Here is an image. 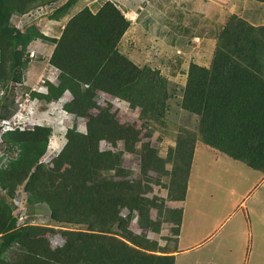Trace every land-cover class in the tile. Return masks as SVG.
Listing matches in <instances>:
<instances>
[{
	"label": "trees",
	"instance_id": "1",
	"mask_svg": "<svg viewBox=\"0 0 264 264\" xmlns=\"http://www.w3.org/2000/svg\"><path fill=\"white\" fill-rule=\"evenodd\" d=\"M60 1L0 0V83L12 79L18 63L11 54L13 66L7 72L6 51L16 47L13 39L4 40L1 35L6 20ZM76 1L66 6L63 15L52 18L68 14ZM130 25L114 3L107 1L96 14L84 8L73 16L58 39L35 29L28 33L24 47L34 40L55 46L50 64L60 71L58 86L48 83L46 95L33 92L31 97L50 103L69 90L73 99L63 109L76 119H87V132L78 131L76 125L67 130L66 144L52 159V170L41 161L52 127L38 125L32 130L6 133L19 154L7 169L0 170V183L10 197L24 185L28 202L46 204L53 222L87 229L64 230L63 245L51 249L48 237L54 228H17L12 208L0 198V264H176L183 210H166L165 201L157 204L159 198L147 197L152 190L149 172L171 176L169 200L184 201L196 144L201 142L264 173V24L256 26L232 15L218 36L211 65L190 63L182 96H173L169 81L159 71L138 67L121 53L119 44ZM27 65L19 64L24 74ZM102 92L139 109L144 125H165L172 115L170 105L178 100L179 109L198 118L197 131H185L175 149L170 148L167 158L162 159L150 142L138 149L140 130L129 123L120 124L111 108L91 113L99 108L97 98ZM100 141L115 150H100ZM119 141H123L124 150L117 149ZM125 153L140 157V179L126 178ZM173 154L181 163L169 171L166 164L174 161ZM66 166L69 169L64 173ZM50 175L57 182H52ZM124 209L128 210L126 216H122ZM152 209L158 211V219L164 217L174 224L172 252L159 251L157 242L129 229L132 214L137 212L141 229L159 233L162 222L152 219ZM11 249L20 251L18 260L4 259Z\"/></svg>",
	"mask_w": 264,
	"mask_h": 264
},
{
	"label": "rangeland",
	"instance_id": "2",
	"mask_svg": "<svg viewBox=\"0 0 264 264\" xmlns=\"http://www.w3.org/2000/svg\"><path fill=\"white\" fill-rule=\"evenodd\" d=\"M72 1H60L55 11L53 8L45 6V9L38 8L24 16L12 15L10 19L6 20L5 28L2 30L1 35L4 40L13 39L16 47L15 51L10 48L6 51L4 61L7 72H9V67L13 63L11 54H15L14 57L18 63L12 71V79L0 83V152L4 155L0 159V170L7 169L9 164L19 154L18 148L11 145L5 136L6 133L11 132H7L10 127V121H15L17 125L23 124L26 128H34L38 125L52 127L53 133L48 150L41 159L44 165L50 166V170H52L54 164L53 161V163H49L50 160H55L66 144L65 135L67 130L76 125L78 131L87 132L85 127L87 119L83 118L79 121L65 113L63 110L65 104L60 103L59 100L51 105H47L42 101L39 103L36 115L46 111L45 119L33 121L34 112H29L31 110L29 101L33 98L29 96H32V93L36 92L34 90H38L39 86H43L47 78L41 74V71L45 68L43 67L45 63L42 64V62L45 59L47 60L54 50L53 46L45 43V45L47 44V50L42 40L29 41L24 47V41L30 30H39L45 36L59 38L64 30L63 27L69 21V16L88 7L96 11L105 2V0H77L74 4V9L71 8L68 14H64L65 16L59 19L60 22L51 20L52 16L58 15L59 17L63 15L67 11L66 6ZM146 1L144 3H134V6H136L134 8H137V12L143 14L138 16L135 27L131 28L126 34L120 49L121 53L132 62L134 61L140 65L141 68L145 66L153 69L162 68L164 75H169L171 68L169 65L164 66L163 62L170 64L171 54L180 56V52H177L176 48L184 49L183 52L188 54V58H195L200 63H209L208 59L211 58L210 54L214 46L216 48L219 36L218 27H214V31L205 35L207 30L204 32V28L209 26L205 25L201 27L203 29H199L200 35L208 38L205 51L202 50L203 45L191 43L194 36H191V40L187 39L188 46L184 42L182 45L176 44L172 42L174 40L172 35L170 37L162 36L166 34L165 26L169 28L166 15L172 16L175 13H182L184 18L182 20L186 24L187 21L193 24L199 17L200 20L210 18L211 21L220 25L225 22V19H229L234 14L249 22L252 21L256 25L264 24V3L256 0H199L200 3L204 4L201 7L206 11L207 19L205 16L201 17L197 14L201 13L200 8L194 11L195 2L190 4L189 9L186 10L184 9V3L181 7V3L176 6L174 2L171 6V0L168 3L166 1L165 4L161 1L159 7L158 5L156 6L158 9L156 8L155 12L152 10L151 14V12L147 11L149 5H152L150 3L151 0ZM220 11L221 14H218ZM152 15L156 16L152 17ZM149 17L151 21L146 19ZM156 17H158L157 20ZM191 18L192 20H190ZM174 21L178 20L174 19ZM207 21L211 22L210 20ZM151 23H154V26H151ZM178 29L185 32L187 27L179 26ZM163 39L167 40L164 41ZM178 39L181 42V38ZM170 45L173 46L172 52L170 51ZM159 49H166V51L162 53ZM33 51L37 53L36 57L31 59ZM37 54H39L38 57ZM183 61L188 62V59L184 58ZM20 63L25 64V66L28 64L26 69L28 73L27 71L25 74L22 73V69L19 67ZM177 64L182 65L179 62ZM184 65H187V63ZM171 80L178 83L171 85L173 96H182V91L187 81L186 77L180 76L171 78ZM98 99L99 108L92 110V114H99L102 110L111 108L112 113L115 114L120 124L129 123L137 130H140L141 142L137 144V148L140 149L143 144L150 142L152 147L158 150V155L162 159L167 158L170 148L175 149L179 136H183L185 131L196 132L198 128V118L179 109L178 100H175L170 105L172 115L166 119L165 125L154 123L144 125V121L140 118V110L133 109L129 103L109 96L99 97ZM16 116L20 117L17 118ZM59 117L62 118L60 122L58 121ZM4 124L9 125L5 126ZM57 139L63 142L62 146L58 147L55 144ZM97 146L102 151L115 150L106 141L98 142ZM117 149L124 150L123 141L117 143ZM199 149L193 160L187 198L181 206L183 220L176 264H264V224L256 220V207L259 206V210L264 211V173L249 168L244 163L235 161L227 155H220L217 151L205 152L206 148L203 147H199ZM173 158V164H166V169L169 171L173 170L175 164L181 163L175 154H173ZM140 162L141 159L138 155L124 154L123 168L129 173L126 175L127 179L138 180L142 177ZM68 169L69 167L66 166L63 172L66 173ZM149 176L152 178V190L147 194V197H157L159 198L157 204H163L165 201L164 208L173 210L171 209V202H168L170 201L168 196L172 186V177L158 176L153 171L149 172ZM116 179L121 180L123 178L116 177ZM50 180L57 182V179L52 175H50ZM28 197L29 195L25 191L24 185L16 190L14 197H10L9 190H4L0 183V198L4 200L8 207L12 208L14 218L19 212L18 205L15 203V199H18V201H21V206L25 209L26 215L29 216V222H31L32 226L54 228V232L48 237L51 249H55L65 242L61 233L64 230L86 231V226L60 225L53 222L48 206L43 203L38 205L31 204L28 202ZM127 214L128 210L124 209L122 216ZM151 217L153 220L162 222L159 233H153L146 229L140 230L137 212L132 214V223L130 222L129 229L136 235L145 236L147 239L157 242L159 251H174L176 238L172 234L174 224L165 221L164 217L158 219V211L156 209L151 210ZM250 223L254 225L253 228L248 226ZM246 228L251 231V237L243 233ZM20 257V251H15V249H11L10 252L8 251L4 255V259L7 261L18 260Z\"/></svg>",
	"mask_w": 264,
	"mask_h": 264
},
{
	"label": "crops",
	"instance_id": "3",
	"mask_svg": "<svg viewBox=\"0 0 264 264\" xmlns=\"http://www.w3.org/2000/svg\"><path fill=\"white\" fill-rule=\"evenodd\" d=\"M95 1H97V0H95ZM107 1H111L112 3H114V5L120 10V12L124 15V17L126 18V19H128L129 21H130V23H131V25H130V27H129V29H128V31L125 33V35L123 36V39L121 40V42H120V44H119V49L121 48V45H122V42H123V40L125 39V37H126V34L129 32V30L131 29V28H133V27H135V25H136V21H137V19L139 18L138 16L140 15V14H143V13H138L137 12V8H134V7H136V6H134V3H137V2H142V3H144V2H147L146 0H105V2L98 8V10H96V11H94L91 7H88V8H90V10L94 13V14H96L99 10H100V8L107 2ZM162 1V3H164L165 4V2L166 3H168L170 0H151V4L152 5H149V7L147 8V11L148 12H151V14H152V10H153V12H155L156 11V8L158 9V7H159V3ZM231 1V0H230ZM149 2V1H148ZM176 3V6H178L180 3H181V7L183 6L182 4L184 3V9H186V10H188L189 9V5L190 4H193V2H195L196 3V5H194L193 6V9H194V11L195 10H199V8H200V11H201V13H197V14H199L201 17L203 16H205L206 17V19H207V14H206V11L201 7V5H204L203 3H200V1L199 0H171V6H172V4L173 3ZM60 4V3H59ZM59 4L58 3H53L51 6H46V7H49V8H53V10L55 9V8H57L58 6H59ZM158 5V7H156ZM96 6V5H95ZM45 6H40V7H38V8H43V9H45L44 8ZM75 7V6H74ZM74 7L72 8V9H74ZM37 8V9H38ZM177 8V7H176ZM175 8V9H176ZM196 8H198V9H196ZM36 10V9H35ZM34 10V11H35ZM34 11H32V12H34ZM81 11V10H80ZM80 11H78V12H75L73 15H71V16H69L68 18H69V20L77 13H79ZM180 11H182V10H180ZM221 11H222V9H221ZM221 11L218 13V14H221ZM54 12V11H53ZM52 12V13H53ZM31 13V12H30ZM29 13V14H30ZM145 14H147V13H145ZM155 14H157V13H155ZM27 15V14H26ZM161 15V14H160ZM234 15V14H233ZM13 16H18V15H13ZM24 16V15H23ZM149 16H151V15H149ZM156 16V15H155ZM154 15H152V17H155ZM179 18V19H178ZM146 19H149L150 21H151V19H150V17L149 18H146ZM158 19V17H156V20ZM166 19H167V24H168V26H169V28L168 27H166L165 26V33L166 34H164V35H162V36H168V37H170V35H172L173 37H174V40L172 41V42H174V43H176V44H180V45H182V43L184 42V43H186V45L188 46L189 44L187 43V39H189V40H191V36H194V38L192 39V42L191 43H193V44H195V45H200V46H202L203 45V49L202 50H204L205 51V47H206V45L208 44V38H206L205 36L204 37H202L201 35H200V33H199V29H203V28H201V27H203V26H205V25H209V26H207V27H205L204 28V32L207 30V32H205V35L206 34H209V33H211L212 31H214V27H218L219 28V31H218V34H220V32L222 31V29L224 28V26H225V24L227 23V21H228V19H225V22L223 23V24H220L219 25V23H215L214 21H211V19L209 18V19H207V20H210L211 22H208L207 20H205V18H204V20H200L199 19V17L195 20V22L192 24V23H190V22H188L187 21V24L185 23V22H183V20L182 19H184L183 18V14L182 13H180V14H174V15H172V16H168V15H166ZM173 21H172V20ZM174 19L175 20H178V21H174ZM51 20H54V21H56V22H60L59 21V19H54V18H51ZM169 20V21H168ZM188 20H189V18H188ZM190 20H192V18L190 19ZM146 21V20H145ZM250 23L251 24H253V25H256L255 23H253L252 21H250ZM153 24V25H152ZM166 24V25H167ZM211 24V25H210ZM258 25H263V24H258ZM258 25H256V26H258ZM151 26H154V23H151ZM179 26H181V27H184V26H186L187 27V29H186V31L185 32H183V31H179V29H178V27ZM65 27V26H64ZM64 27H63V29H64ZM189 28H191L190 29V31H189ZM62 35V34H61ZM185 36V37H184ZM50 37V36H49ZM50 38H55V37H50ZM60 38V37H59ZM175 38H177V39H175ZM178 38H181V42H179V39ZM56 39H58L57 37H56ZM169 39V38H168ZM164 41L165 40H167V39H163ZM170 41V40H169ZM161 42V41H160ZM171 42V41H170ZM202 42H203V44H202ZM43 45H45V43L43 44ZM49 45H51V44H49ZM51 46H53V48L55 49V46L54 45H51ZM171 46V48H170V51L172 52V48H173V46L172 45H170ZM176 46V45H175ZM174 46V47H175ZM182 47V46H181ZM45 48L48 50V48H47V44L45 45ZM45 49V50H46ZM167 49V48H166ZM166 49H159L162 53H164V51H166ZM200 49V48H199ZM176 50H177V52H180V56H176V55H174V54H171L170 55V57L172 58V59H170L169 60V62H170V64H168V63H166V62H163V65L164 66H166V65H169L170 66V68H171V70L169 71V75H164L163 74V70H162V68L161 69H153V70H156V71H159L160 72V74L162 75V76H164L168 81H169V84L170 85H172V84H178L177 82H175V81H173V80H171V78H176V77H180V76H185L186 77V80H187V73H188V70H189V65H190V63L191 62H195V63H197V64H199V65H201V66H205V67H209L210 65H211V62H212V57H213V54H214V51H215V46H214V49L212 50V53L210 54L211 55V58L210 59H208L209 60V63H200V62H198L197 60H195V58H188L187 57V53L186 52H183V50L184 49H180V48H176ZM182 50V51H181ZM54 51V50H53ZM120 51H121V49H120ZM207 51V50H206ZM37 53V52H36ZM52 54H53V52H52ZM52 54H51V56H52ZM167 55V54H166ZM39 56V54H37V57ZM51 56L46 60L45 59V61L44 62H42V64L43 63H45V66L43 65V67H45V68H43V70L41 71L42 73V75H43V77L44 76H46L47 78H46V80H45V82L43 83V86H39V88H38V90H34V91H37V92H42V91H39L40 90V88L41 87H44L45 88V90H47L48 91V87H47V84L48 83H50V84H53L54 86H58L59 84H60V79H59V75H60V71L57 69V68H55L54 66H52L51 64H50V59H51ZM168 56V55H167ZM188 59V62H184L183 61V59ZM134 62V61H133ZM174 62H179V63H181L182 65H180V64H177V63H174ZM166 63V64H165ZM172 63V64H171ZM185 63H187V65H184ZM134 64L135 65H137V66H139L140 67V65H138V64H136L135 62H134ZM42 66V65H41ZM40 66V67H41ZM184 66H186V68H184ZM27 71V70H26ZM27 73H28V71H27ZM46 74H48V75H46ZM171 77V78H169V77ZM43 77H42V79H43ZM40 94H45V93H40ZM107 96H109V97H112V98H115L114 96H112V95H110V94H108V93H98V98L99 97H107ZM36 100V102H34L33 104H29V106H30V108L33 110V112H34V114H33V116H32V118H33V121H36V120H42V119H45V113H46V111L45 112H41L40 110V112L41 113H37V115H36V111H37V108H38V106L40 105L39 103L42 101V102H44L45 104H47L48 105V103H46L44 100H42V99H40V97H34ZM97 98V100H99ZM71 99H73V95L71 94V92L69 91V90H67L63 95H62V97H61V99L59 100L60 101V103H62V104H64V103H66V102H69ZM115 99H117V100H121V99H118V98H115ZM53 103V102H52ZM52 103H50V105L52 104ZM67 113V112H66ZM30 115V114H29ZM36 115V116H35ZM69 115H71V116H73V118L75 117L74 115H72V114H69ZM81 119H79V121H80ZM58 121L60 122V121H62V118L61 117H59L58 118ZM85 127H86V124H85ZM86 129H87V127H86ZM55 144L58 146V147H60V146H62L63 145V142H61V140L60 139H57L56 140V142H55ZM199 147H203V148H206L205 149V152H209V151H211V152H213L212 150H214V152L215 151H217V150H215V149H213V148H211L210 146H208V145H205V144H203V143H201V142H197V144H196V148H195V155H196V152L198 151V150H200L199 149ZM217 152H219V151H217ZM220 153V155H225V154H223V153H221V152H219ZM195 155H194V157H195ZM192 166H193V164H192ZM248 167V166H247ZM191 173H192V171H191ZM191 176V175H190ZM189 180H190V178H189ZM188 190H189V183H188V189H187V194H188ZM186 198H187V195H186ZM186 198H185V200H186ZM184 200V201H185ZM184 201H168V202H171L170 204H172L171 205V209H182L181 208V206H182V204H183V202ZM167 202V203H168ZM260 208H259V206H257L256 207V220H257V222L259 221V222H261L262 224H264V211L262 210H259ZM248 226H252V228L254 227V225L252 224V223H250V225H248ZM251 228V230L252 231H254V229H252ZM140 230H141V228H139ZM243 233L244 234H246V235H248V237H251V235H252V233H251V231H249V229L248 228H246L244 231H243ZM180 235H181V233H180ZM179 244H180V237H179V239H178V247H179ZM178 252L179 251H177L174 255H175V257L178 255Z\"/></svg>",
	"mask_w": 264,
	"mask_h": 264
},
{
	"label": "built area",
	"instance_id": "4",
	"mask_svg": "<svg viewBox=\"0 0 264 264\" xmlns=\"http://www.w3.org/2000/svg\"><path fill=\"white\" fill-rule=\"evenodd\" d=\"M35 55H36V53L33 51L31 53V58H34ZM5 123H9V122H5ZM4 125L8 126L9 124H4ZM15 128H19L20 130H24L26 127H24V125H17L15 123V121H10L9 129H15ZM0 155H1V152H0ZM15 203H16V205H18V208H19L18 209L19 212L15 217L17 228H22V227H25V226L31 224V222H29V216L26 215L25 209L21 206V201H18V199H15Z\"/></svg>",
	"mask_w": 264,
	"mask_h": 264
},
{
	"label": "clouds",
	"instance_id": "5",
	"mask_svg": "<svg viewBox=\"0 0 264 264\" xmlns=\"http://www.w3.org/2000/svg\"><path fill=\"white\" fill-rule=\"evenodd\" d=\"M36 53V52H35ZM36 57V56H35ZM34 57V58H35ZM31 58V57H30ZM31 59H33V58H31ZM41 90H39V91H42V92H38V93H45V95L48 93V91L47 90H45V88L44 87H41L40 88ZM37 92V91H36ZM29 97H31V95L29 96ZM32 98V97H31ZM116 98V97H115ZM61 98H59V100H60ZM119 99V98H118ZM36 99L35 98H32L31 99V101H29V104H33L34 102H36L35 101ZM72 100V99H71ZM70 100V101H71ZM58 101V100H57ZM69 101V102H70ZM53 103L54 102H56V101H52ZM52 102H50V103H52ZM46 103H48V102H46ZM50 103H48V104H50ZM66 103H68V102H66ZM66 103H64V104H66ZM64 107V106H63ZM64 110V109H63ZM33 110L31 109L29 112H32ZM64 112L66 113V111L64 110ZM67 114H71V113H68L67 112ZM73 115V114H72ZM17 118H19L20 116H16ZM75 118V117H74ZM79 119H83V118H78L77 120H79ZM6 121V120H5ZM21 125H23V124H21ZM87 125V124H86ZM26 126V125H25ZM28 127V126H27ZM16 129H18V130H20L19 128H15V129H9V130H7V132L8 131H14V130H16ZM33 128H25L24 130H32ZM24 130H20V131H24ZM6 132V131H5ZM4 155L1 153V155H0V159L3 157ZM51 161H52V159L50 160V162L49 163H51ZM29 225H32V224H29ZM28 226V225H27ZM59 247H61V246H59Z\"/></svg>",
	"mask_w": 264,
	"mask_h": 264
}]
</instances>
